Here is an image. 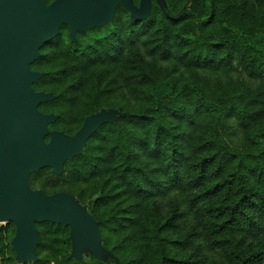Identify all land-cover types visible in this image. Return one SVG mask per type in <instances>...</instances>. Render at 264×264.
Wrapping results in <instances>:
<instances>
[{
	"label": "trees",
	"instance_id": "1",
	"mask_svg": "<svg viewBox=\"0 0 264 264\" xmlns=\"http://www.w3.org/2000/svg\"><path fill=\"white\" fill-rule=\"evenodd\" d=\"M166 1L164 8L154 1L142 22L119 6L103 36L96 29L73 42L65 26L42 49L32 69L46 75L34 87L57 99L40 111L63 103L79 121L71 130L60 118L52 130L73 135L98 111L119 115L66 163L63 176L44 169L31 185L42 179L47 194L67 188L74 195L81 184H113L101 186L92 207L107 211L92 216L120 264H264V0ZM70 64H112L118 74L74 81ZM128 88L135 104L108 105ZM40 228L38 262L52 251L55 264H115L72 259L68 227ZM116 228L130 249L110 245ZM7 232L0 229V256L12 251Z\"/></svg>",
	"mask_w": 264,
	"mask_h": 264
},
{
	"label": "water",
	"instance_id": "2",
	"mask_svg": "<svg viewBox=\"0 0 264 264\" xmlns=\"http://www.w3.org/2000/svg\"><path fill=\"white\" fill-rule=\"evenodd\" d=\"M162 8L164 0H157ZM152 0H0V223L16 227L12 241L19 264L36 261L40 232L37 225L51 223L70 229V258L83 261L84 254L98 261L117 257L103 245L98 221L67 193L46 195L31 186V175L51 169L63 176L67 162L80 156L87 142L101 128L114 123L118 111L89 116L74 136L51 131L59 118L40 111L53 94L38 92L34 84L44 74L31 66L42 49L66 26L73 42L79 33L102 29L112 23L123 6L137 22L152 13ZM47 138H50L47 141Z\"/></svg>",
	"mask_w": 264,
	"mask_h": 264
},
{
	"label": "rangeland",
	"instance_id": "3",
	"mask_svg": "<svg viewBox=\"0 0 264 264\" xmlns=\"http://www.w3.org/2000/svg\"><path fill=\"white\" fill-rule=\"evenodd\" d=\"M45 2V0H43ZM56 1V0H54ZM53 1V2H54ZM154 1L157 2V4L160 6L159 2L157 0H152V10H153V7H154ZM166 2V5H167V1L164 0ZM52 2V3H53ZM46 3V2H45ZM140 3V1H139ZM47 4V3H46ZM48 5V4H47ZM50 5V4H49ZM161 7V6H160ZM111 24V23H110ZM107 27V26H106ZM105 28H102L101 29V35H105L107 33V29ZM65 29L63 28L61 30V33L63 32H67L66 30L64 31ZM60 33V34H61ZM80 34V33H79ZM78 34V35H79ZM69 35H70V29H69ZM77 35V36H78ZM77 39V37H76ZM41 55L43 56L42 54V51H41ZM42 56L40 58H42ZM39 58V59H40ZM38 59V60H39ZM37 60V61H38ZM36 61V62H37ZM35 62V63H36ZM34 63V64H35ZM33 64V65H34ZM33 65L31 66V68L33 67ZM65 67H68L72 70V72L75 71V79L74 81H84V80H89V81H97L99 83H102L104 82L105 80L101 78V75H104L110 71H112L115 75H117L118 73L114 71V65L112 64H105V65H100V66H97V67H92L88 70H84V69H81L80 67H77L75 64H70V65H65ZM33 70V69H32ZM33 71H36V70H33ZM39 73H42L44 74V76L42 78L45 77L46 75V71H37ZM41 78V79H42ZM40 79V80H41ZM37 83V82H36ZM35 83V84H36ZM34 84V86H35ZM35 89V87H34ZM44 92V91H42ZM44 93H48V92H44ZM134 93V90L133 89H124V91H121V92H116L114 94L110 96H106L104 101H106L108 99V105L110 106H119L120 104H124L125 102L127 103H131V104H135V98L134 96L132 95ZM49 94H53V93H49ZM54 95V94H53ZM55 96V95H54ZM57 99V98H56ZM55 99V100H56ZM53 102V101H52ZM44 104V103H43ZM42 105V104H41ZM40 105V106H41ZM40 109V107H39ZM111 110H114V111H118L116 109H111ZM102 111H107V110H101V111H98L96 113H99V112H102ZM110 111V110H109ZM69 112V108L68 107H65V104L61 103L60 105L59 104H55L52 106L51 110H50V113L47 114V115H56L58 116L59 118L57 119V121L60 119V118H64V124H65V127L69 128V129H76L78 127V124H79V121L77 118H74L70 115ZM119 112V111H118ZM57 113V114H56ZM68 113V114H67ZM94 113V114H96ZM88 118V117H87ZM86 118V119H87ZM85 119V120H86ZM56 121V122H57ZM55 122V123H56ZM85 122V121H84ZM51 124L49 126V129L51 131H57V132H60V133H64L68 136H74L76 135L82 127L76 132L74 133L73 135H70L67 133V131L65 130H52V126L55 124ZM84 124V123H83ZM50 140V138H49ZM84 150V149H83ZM83 153V152H82ZM72 162V161H71ZM38 173V172H37ZM33 175V174H32ZM31 175V176H32ZM54 175V174H53ZM61 177V176H60ZM30 183H31V179H30ZM45 182L44 180L40 179L37 183V185L35 186L36 189H33L34 190H41L43 191L46 195H54V194H58V193H67L69 195H71L68 191L67 188H64L62 192H56V193H50V194H47L46 191H44V186H45ZM32 186V185H31ZM101 186H105L106 188L110 189L113 187V184H106L105 183V180H100V181H93L91 183H88V184H81L79 185L78 187H76L74 189V195H71L72 197H74L76 199V197H78V199H76L79 203H80V200L81 202L83 203H86V205H83L81 204L82 206L86 207L88 212L92 215V212L96 213L99 217L102 216V212L103 211H107L106 208H103L99 211H94L92 209L93 205L95 204V202L97 201V199H99L100 197V194L98 193L99 189L101 188ZM51 192V191H50ZM8 227V231L7 233H5V244L8 245V246H11L12 247V241L14 240L15 238V234H16V227L14 224L12 223H0V229L1 228H7ZM37 229H38V225H37ZM42 228L38 229V231L40 232V238H39V243H40V239H41V230ZM127 233L123 232L122 229H118L116 228L115 230L111 231V232H108L107 236H108V239L110 240V245L112 246H123L124 244H126V247L127 249H130L131 248V244H132V241L131 240H128L127 239V236H126ZM39 245V244H38ZM38 248V247H37ZM71 253H72V249H71ZM89 255V254H84V258ZM36 257H37V254H36ZM40 257V261L38 262V258L36 259V261H32L28 264H55V255L52 251H45L43 252L42 254L39 255ZM126 258V257H125ZM128 259H131V257H128ZM0 264H19L16 260V256H15V252L13 251V247H12V251L10 249L7 250L6 253H4V255H1L0 256Z\"/></svg>",
	"mask_w": 264,
	"mask_h": 264
}]
</instances>
